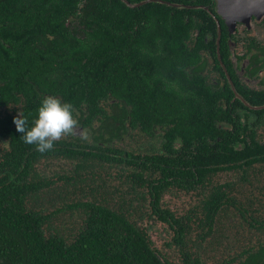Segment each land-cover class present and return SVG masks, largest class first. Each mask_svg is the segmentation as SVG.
Masks as SVG:
<instances>
[{
	"label": "trees",
	"instance_id": "trees-1",
	"mask_svg": "<svg viewBox=\"0 0 264 264\" xmlns=\"http://www.w3.org/2000/svg\"><path fill=\"white\" fill-rule=\"evenodd\" d=\"M126 1L137 5L149 0ZM168 1L189 3L153 0L130 8L121 0H0V107L23 99L29 102L22 116L31 127L46 96L58 95L62 102L71 103L81 113L80 120L84 112L99 111L96 104L123 98L132 127L145 131L154 121L166 118L170 122L178 111L184 112L183 116L172 117V121H181L194 104L187 99L188 108L184 106L183 90L188 91L186 95L193 91V82L183 77L181 69L185 42L193 26L181 14L188 11L164 4ZM191 14L195 13L189 10ZM169 78L182 87L178 89L181 94L167 88ZM197 88L195 94L203 95L205 111H215L210 102L212 90ZM203 102L198 100L197 110L203 108ZM13 119L8 114L0 118V146L6 147H0V264H170L154 254L157 251L146 233L136 230L132 214H116L109 207L84 204L90 213L85 214L70 239L46 229L51 215L38 210L39 206H29L28 200L54 184L36 180L33 165L41 158L40 153L35 145L24 143ZM248 155L244 167L264 164V144L252 143ZM243 158V154H237L236 159ZM183 170L175 167L172 175L191 176V170ZM216 170L206 167L202 179ZM202 179L187 182L190 190L202 196V220L161 209L159 198L151 204L150 218L168 225L173 233L169 243H176L180 254L185 250L184 243H196L192 226L204 227L196 237L199 241L212 234L213 219L227 195L232 205L239 202L231 196V188L223 191L216 185L205 190ZM63 186L55 192L68 194L67 184ZM129 206L132 209L133 202ZM75 207L66 205L68 210ZM250 225L263 230L264 220L254 218ZM259 256L253 259L254 264H260Z\"/></svg>",
	"mask_w": 264,
	"mask_h": 264
},
{
	"label": "flooded vegetation",
	"instance_id": "flooded-vegetation-1",
	"mask_svg": "<svg viewBox=\"0 0 264 264\" xmlns=\"http://www.w3.org/2000/svg\"><path fill=\"white\" fill-rule=\"evenodd\" d=\"M187 1L188 4L169 1L164 4L187 10L181 14L193 26L185 42L187 48L181 68L185 73L183 77L193 82V91L186 95L188 91L183 90L184 106L188 108L189 99L194 103L192 111L181 121H172V117L183 116L181 111L171 116L170 122L166 118L162 119L165 122L154 121L145 131L138 126L132 127L129 108L123 98L101 100L97 108L95 106L99 111L84 112L83 120L79 119L81 113L76 111L80 129L88 139L77 133L57 141L54 153L48 156L40 153L41 158L33 165L38 174L36 180L67 184L70 205L76 206L71 211L79 216L90 213L84 204L109 207L116 214H132L136 230L146 233L152 249L157 251L153 253L170 264H254L253 259L259 255L261 264L264 261L261 256L264 229L255 230L250 222L254 218L264 220V164L244 166L252 143L264 144V0ZM189 10L195 14L189 15ZM165 59L170 61L171 57ZM140 75H137L139 82ZM168 80L167 88L177 91L182 88L171 78ZM197 87L212 90L210 102L215 111H205L203 95L195 94ZM197 99L203 102L202 109H196ZM23 100L0 107V118L5 114L16 118L18 113L25 112L29 102ZM115 103L118 105L112 107ZM238 153L244 158L236 159ZM175 167L191 170V176H173ZM206 167L217 170L204 179V189L216 185L223 191L231 188V196L239 202L232 200V205L227 195L213 219L212 234L198 243H184L185 250L180 254V247L169 243L173 233L168 225L150 218L151 204L159 198L161 209L179 217L202 220V196L199 191L190 190L187 182L195 183L204 178ZM176 199L187 201L185 210L171 205ZM235 219H240V224L230 230L239 232L244 225L261 241L221 243L219 236L227 231L224 230L226 222L234 224ZM193 227L197 236L204 228L201 225ZM153 234L166 235L162 249L154 244ZM229 244L232 245L227 248ZM164 250L168 251L162 252ZM221 250L228 255L223 256Z\"/></svg>",
	"mask_w": 264,
	"mask_h": 264
},
{
	"label": "rangeland",
	"instance_id": "rangeland-1",
	"mask_svg": "<svg viewBox=\"0 0 264 264\" xmlns=\"http://www.w3.org/2000/svg\"><path fill=\"white\" fill-rule=\"evenodd\" d=\"M49 171H53V169H50ZM58 186L64 187L62 184H54L53 187L44 189L35 196H31L28 200V204L29 206L32 207L39 206L38 210L42 209L44 210L45 214L51 215L48 221L46 222L45 225L46 229L50 230L51 233H55V232L60 234L63 233L64 237L70 239L75 234L76 232L75 230H78V228L81 227L84 216L81 215L79 216L75 213L74 210L71 211L66 208V205L71 204V201L68 198V195L64 191L58 193L54 191V189H56ZM184 200L185 199L178 201L176 199L173 204L171 203V205L179 209L180 211L185 210V204L187 203V201ZM59 209H61L62 212H57ZM239 222L240 219L239 220L235 219V221H233L234 224L226 222L225 224L226 228L224 230L227 231L221 233L222 237L219 236V240L221 243H258L259 241H261L259 240L257 235L256 236L253 235V231L249 230L244 225H241L242 227L239 229L240 230L239 232L235 230H230L231 227L239 225L240 224ZM152 232L157 233L156 231H152ZM165 236L166 235H162V234H160L159 236L157 234H153L154 244L156 246H161V244L163 243L162 240L165 238ZM168 237H166V240L168 239ZM196 237H197V233L194 234L193 238L196 240V243H198L199 240ZM231 245L232 244L227 245V248H230ZM160 249H162V246ZM165 251L168 250H164L162 252ZM221 252L223 256L228 255L224 250H221Z\"/></svg>",
	"mask_w": 264,
	"mask_h": 264
},
{
	"label": "clouds",
	"instance_id": "clouds-1",
	"mask_svg": "<svg viewBox=\"0 0 264 264\" xmlns=\"http://www.w3.org/2000/svg\"><path fill=\"white\" fill-rule=\"evenodd\" d=\"M76 115L78 113L71 103H64L56 96H46L37 109L31 127H28L27 118L19 113L13 123L16 131L22 134L24 143L35 145L36 151L43 154L53 150L54 144L65 137L79 133L83 139H88L80 129Z\"/></svg>",
	"mask_w": 264,
	"mask_h": 264
},
{
	"label": "water",
	"instance_id": "water-1",
	"mask_svg": "<svg viewBox=\"0 0 264 264\" xmlns=\"http://www.w3.org/2000/svg\"><path fill=\"white\" fill-rule=\"evenodd\" d=\"M121 1H123L128 7H130V8H136V7H139V6H141V5H143L145 2H143V3H140V4H137V5H133V4H130L129 2H127L126 0H121ZM150 1V0H149ZM149 1H146V3L147 2H149Z\"/></svg>",
	"mask_w": 264,
	"mask_h": 264
}]
</instances>
